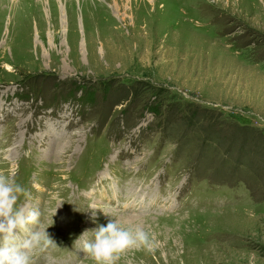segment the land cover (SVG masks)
<instances>
[{
	"label": "rangeland",
	"instance_id": "374dc122",
	"mask_svg": "<svg viewBox=\"0 0 264 264\" xmlns=\"http://www.w3.org/2000/svg\"><path fill=\"white\" fill-rule=\"evenodd\" d=\"M0 173L34 264L116 219L117 264H264V0H0Z\"/></svg>",
	"mask_w": 264,
	"mask_h": 264
},
{
	"label": "clouds",
	"instance_id": "9594fccd",
	"mask_svg": "<svg viewBox=\"0 0 264 264\" xmlns=\"http://www.w3.org/2000/svg\"><path fill=\"white\" fill-rule=\"evenodd\" d=\"M21 196L30 197V193L13 178L0 173V264H34L36 250L57 246L46 230L51 224L39 227L40 210L18 206ZM92 232L93 239L83 241L81 249L95 264H117L130 248L144 247L151 251L154 247L152 238L142 227H122L117 219L99 224Z\"/></svg>",
	"mask_w": 264,
	"mask_h": 264
}]
</instances>
